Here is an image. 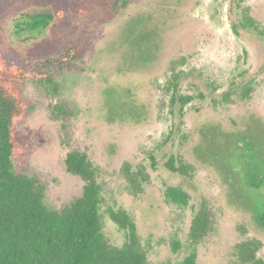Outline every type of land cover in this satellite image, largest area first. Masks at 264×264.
I'll use <instances>...</instances> for the list:
<instances>
[{"label":"rangeland","instance_id":"obj_1","mask_svg":"<svg viewBox=\"0 0 264 264\" xmlns=\"http://www.w3.org/2000/svg\"><path fill=\"white\" fill-rule=\"evenodd\" d=\"M100 1L0 0V57L8 66L34 77L37 64L68 48L82 55L69 70L50 68L57 95L33 82L21 86L33 110L15 129L14 169L38 179L45 206L58 210L83 189L64 159L85 153L99 170L106 239L125 242L108 216L125 212L151 264H177L191 251L190 225L202 202L213 229L195 248L197 264H231L241 229L262 243L264 259V38L234 33L227 12L232 3L236 16L235 0H129L114 16ZM241 7L264 27V0ZM178 56L188 68L166 92L167 65ZM248 84L253 92L241 101ZM186 96L192 101L182 112ZM57 104L71 115L52 116ZM171 156L195 166L194 176L170 173L164 163ZM124 164L149 176L138 196L127 191ZM168 187L187 193V207L166 201Z\"/></svg>","mask_w":264,"mask_h":264},{"label":"trees","instance_id":"obj_2","mask_svg":"<svg viewBox=\"0 0 264 264\" xmlns=\"http://www.w3.org/2000/svg\"><path fill=\"white\" fill-rule=\"evenodd\" d=\"M237 13L232 16V3L228 6V21L235 34L249 30L264 38V27L249 15L248 8L241 7L244 0H235ZM129 0H101L99 9L114 16L124 9ZM89 12L90 10H86ZM243 32V31H242ZM82 59L78 48H68L57 60L37 64L30 73L18 66H8L0 57V264H151L148 252L142 247L135 225L123 211H109V219L123 232L125 242L121 247L112 246L104 235V225L99 212L102 188L98 183L99 170L82 152H71L64 159L65 171L83 182L82 194L70 204L58 210H50L44 204L45 189L40 181L14 169L13 158L19 153L15 141V129L32 112L33 107L21 95V86L33 82L50 89L55 96L59 86L55 82L58 74L50 71L58 64L59 72L71 68L72 63ZM168 72L164 76L166 92L177 89L188 61L182 56L170 59ZM181 69V70H180ZM60 74V73H59ZM250 84L237 94L241 101L250 97ZM192 101L191 97H180L183 112ZM64 105L57 104L52 116L59 120L69 117ZM164 167L172 174L191 179L195 166L183 157H169ZM127 191L138 196L149 184V176L142 167L136 170L129 164L122 167ZM166 201L178 207H187L189 197L179 187H168L164 192ZM264 229V211L259 216ZM213 229L211 211L202 202L191 221L188 234L191 251L177 264H197L195 248L204 242ZM242 239L234 246L231 264H264L259 255L262 243L246 235L241 229Z\"/></svg>","mask_w":264,"mask_h":264}]
</instances>
